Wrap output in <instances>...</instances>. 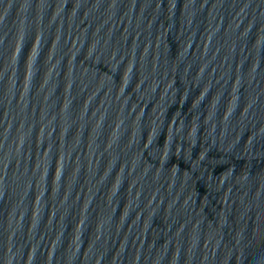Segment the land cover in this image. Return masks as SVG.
Returning a JSON list of instances; mask_svg holds the SVG:
<instances>
[{"label":"water","instance_id":"1","mask_svg":"<svg viewBox=\"0 0 264 264\" xmlns=\"http://www.w3.org/2000/svg\"><path fill=\"white\" fill-rule=\"evenodd\" d=\"M0 264H264V0H0Z\"/></svg>","mask_w":264,"mask_h":264}]
</instances>
